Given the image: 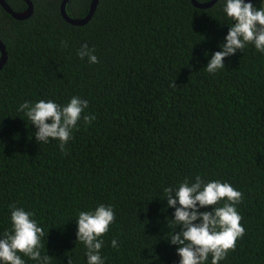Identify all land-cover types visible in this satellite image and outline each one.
I'll return each instance as SVG.
<instances>
[{"label":"trees","instance_id":"16d2710c","mask_svg":"<svg viewBox=\"0 0 264 264\" xmlns=\"http://www.w3.org/2000/svg\"><path fill=\"white\" fill-rule=\"evenodd\" d=\"M62 1L30 0L26 20L0 5V238L11 230L10 205L22 207L44 229L49 264H87L76 220L105 205L115 220L100 237L104 264H179L169 239L180 227L164 189L199 176L243 194L245 235L219 264H264V53L247 44L225 68H205L232 26L226 0L207 9L191 0H99L84 26L64 21ZM91 1L68 0L66 14L86 17ZM5 2L14 12L27 8ZM84 44L98 63L77 56ZM73 96L88 107L65 151L57 140L36 141L19 106L63 107ZM85 115L95 118L85 123Z\"/></svg>","mask_w":264,"mask_h":264},{"label":"clouds","instance_id":"9594fccd","mask_svg":"<svg viewBox=\"0 0 264 264\" xmlns=\"http://www.w3.org/2000/svg\"><path fill=\"white\" fill-rule=\"evenodd\" d=\"M223 12L232 21V26L228 27L224 43L219 46L220 51L213 53L205 67L209 74L225 68L224 59L237 51L241 52L247 44L254 45L258 52L264 53V7L256 8L244 0H226ZM93 53L94 49L84 44L77 56L82 60L87 58L90 64H96L98 59ZM87 107L86 100L73 96L63 107L51 100H40L35 104L25 102L18 111L24 112L31 125L37 129L36 141L47 144L49 140H57L60 151L64 152L65 145L72 138L73 128ZM94 118L92 115L83 116L85 123H91ZM164 192L167 206L175 209L172 223L180 227V231L172 232L169 239L171 245L177 246L179 264H205L209 256L211 264H219L229 252L235 251L237 240L245 235L242 217L237 211V205L243 200L240 191L229 183H205L197 176L194 183L189 184L185 180L178 189L168 187ZM221 201L222 206H217ZM10 207L11 230L0 238V262L25 264L20 255L23 254L37 261V264H49L51 257L41 255L44 229L32 219L34 213L15 205ZM207 207H211L212 211H199ZM114 220L111 206L99 205L94 211L79 213L76 238L86 249L87 264H104L100 255L103 246L100 237L108 232ZM111 246L118 247L116 239L111 241ZM68 264H72L71 259H68Z\"/></svg>","mask_w":264,"mask_h":264},{"label":"water","instance_id":"95a60500","mask_svg":"<svg viewBox=\"0 0 264 264\" xmlns=\"http://www.w3.org/2000/svg\"><path fill=\"white\" fill-rule=\"evenodd\" d=\"M27 3V8L25 11L23 12H14L12 11L8 5L6 4L5 0H0V5L1 7L6 10L14 19L16 20H26L28 18H30V16L32 15L33 12V7H32V3L30 2V0H25ZM98 1L99 0H92L91 4H90V9H89V13L86 15V17L82 18V19H73L70 18L67 14H66V4L68 2V0H63L61 7H60V13L62 18L64 19L65 22L73 25V26H84L85 24H87L90 19L92 18L96 7L98 5ZM218 0H210L208 2H198L196 0H191V3L194 7L199 8V9H207L212 7ZM254 0H244L245 3H250ZM0 70L2 69L3 65L6 62V53H5V48L3 46V44L0 42Z\"/></svg>","mask_w":264,"mask_h":264}]
</instances>
